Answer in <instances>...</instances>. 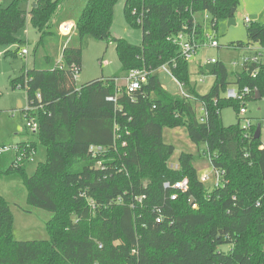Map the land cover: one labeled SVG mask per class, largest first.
<instances>
[{"label":"trees","instance_id":"trees-1","mask_svg":"<svg viewBox=\"0 0 264 264\" xmlns=\"http://www.w3.org/2000/svg\"><path fill=\"white\" fill-rule=\"evenodd\" d=\"M77 1L35 0L29 11L21 8L28 0L0 7V46L20 45L18 34L28 19L40 33L38 46L64 23L76 27L60 66L25 68L10 80L12 89L26 90L47 160L28 175L37 144L18 143V152L0 155V179L21 181L28 205L54 216L47 224L49 241H17L10 204L0 194V264H264L262 133L256 138L257 125L243 127L240 118L228 127L222 120L228 107L240 117L241 102L225 97L231 87L250 89L242 101L246 107L256 92L264 98V62L244 67L233 83L222 62L212 73L199 67L200 75L215 78L210 92L200 95L191 84L190 62L180 59L172 43L194 26L205 41L195 15L208 13L217 29L219 21L235 19L240 0H126L127 24L142 31L139 46L112 36L115 8L122 0H84L74 21L68 10ZM247 25L248 42L228 48H264V24ZM89 40L114 42L121 70L78 87L75 74L81 72ZM174 60L172 73L189 98L167 91L156 72ZM133 70L153 73L129 95L116 80ZM198 103L208 112L205 122L197 115ZM181 127L191 142L206 146L214 171L224 173L221 186L205 187L192 154L182 153L179 167H170L176 149L164 141V130ZM91 146L106 151L95 159ZM184 180L188 190L172 201L176 192L165 184ZM227 246L228 251L221 250Z\"/></svg>","mask_w":264,"mask_h":264},{"label":"rangeland","instance_id":"rangeland-1","mask_svg":"<svg viewBox=\"0 0 264 264\" xmlns=\"http://www.w3.org/2000/svg\"><path fill=\"white\" fill-rule=\"evenodd\" d=\"M13 0H0V7L7 8ZM29 1V0H28ZM126 0L120 1L116 8L112 26V36L124 39L128 43L139 46L142 42V31L130 27L124 17V5ZM69 8L70 17L75 21L85 5L84 0L73 3ZM21 8L29 11L32 5L22 3ZM195 22L204 29L206 37H216L219 48H208L202 43L198 56L190 61L191 84L195 86L200 95L210 92L215 78L212 75L202 76L199 67L206 60H216L225 64L229 81H235V74L241 73L244 68L242 59L249 52L246 49L228 48L233 43H247L248 26L245 19L252 23L264 24V0H240L239 7L235 13L234 23L229 20L218 22L217 29L213 28L211 16L202 12L195 15ZM74 36V35H73ZM40 33L31 25L28 19L25 27L19 32L18 38L22 41L20 45L0 46V145L18 144L22 142H35L37 150L32 161L28 165V175H33L39 164L47 160V151L40 144L36 133L26 128L28 121L33 119L29 114V104L26 90L22 88L12 89L10 80L19 77L22 71L27 70H53L60 65L62 50L70 37L63 36L60 31L44 38L41 45ZM69 40V41H68ZM75 46H78L75 43ZM19 49V50H18ZM27 50L28 55H22V50ZM18 51V52H17ZM16 53L7 55V53ZM121 70L115 43L112 41L89 40L83 50L82 69L78 74L77 86L88 84L98 79L112 78ZM164 88L174 95L180 94L179 86L165 72L160 73ZM121 86L122 82L119 83ZM256 99V97H255ZM248 114L244 118L239 117L233 107L222 111V120L226 127L236 125L238 118L241 119L243 127L248 125V120L254 125L261 126L262 141L264 142V98L247 103ZM195 109L198 117L203 115L201 104H196ZM246 118V119H245ZM164 141L175 147V154L170 160V167L177 169L179 157L182 153L194 156V167L199 178L208 175L210 180L205 187L212 190L215 182V171L209 157L206 155V146L195 145L188 137L186 128L165 129ZM0 194L9 202L14 217V236L17 241H49L47 224L53 218V213L32 207L27 203V189L21 181H7L0 179ZM222 251H228L229 247H222Z\"/></svg>","mask_w":264,"mask_h":264},{"label":"built area","instance_id":"built-area-1","mask_svg":"<svg viewBox=\"0 0 264 264\" xmlns=\"http://www.w3.org/2000/svg\"><path fill=\"white\" fill-rule=\"evenodd\" d=\"M245 22L247 24L251 23V21L248 18L245 19ZM75 29L76 27L74 23L66 22L60 27L59 31L63 36H67V38L70 37V40H71L72 36L75 34ZM186 30L187 31L180 33L179 35H177L176 37L172 39V43L175 46H177L179 49L180 59L188 61V62L192 61L196 56H198L200 49L202 47L201 46L202 43H204V46L208 48H219L220 47L219 41L216 37L209 36V37H206L205 41H201L199 39L198 29L196 28V26H194L192 29L186 28ZM245 49L249 52V54L245 55L244 58L242 59L241 65L243 68L250 64L260 65L261 63L264 62V48L263 47L259 45H251ZM21 54L28 55V51L24 49L21 51ZM216 63H217L216 60H209V61L207 60L205 62V66H207L208 64L215 65ZM176 66H177V63L174 60L171 63L163 65L156 72H159V73L165 72L179 86L180 88L179 95L183 98H189V95L186 93L183 84H181L174 77L172 73V68ZM152 73L153 72L147 71V70H133L129 73V75L126 78H123L122 80H116V82L118 84L122 82L123 83L122 86L126 88L127 94L130 95L135 91L141 90L143 86L148 83V78ZM78 74L79 73L76 70V74H75L76 81L78 80ZM254 75L256 76V73ZM250 94H251V91L249 88H244L242 91H240L236 87L230 88L226 93V96H225L226 99L241 102L242 107L240 108L239 113H240V117L242 118H244L248 114V108L244 106V103L242 101L246 96ZM37 98L41 99V96L38 94ZM109 100L116 101V99L114 98H109ZM202 108H203V111H202L203 115L199 117V119L201 122H205L208 117V112L204 106H202ZM33 110L34 108L32 109L29 107V114ZM251 123L252 122L248 120V125L245 127H248ZM26 128L29 131L38 134L39 123L37 119L33 118L31 121H28L26 124ZM262 148H264V144ZM18 150H19V147L17 144L12 145V144L5 143L4 145L3 144L0 145V155H5L12 151L18 152ZM105 151L106 149L101 146H91L89 148L90 155L95 159L101 157L105 153ZM34 156H35V153L33 152L30 162L32 161ZM98 166L102 167V162H100ZM223 174H224L223 172L215 171V182H214L215 187L221 186ZM201 180L203 183H208L210 178L208 175H206L203 178H201ZM188 185H189L188 180H184L176 184L166 183L165 188H168V189L171 188L172 190H174V192H176L171 195V200L175 201L178 198V195H179L178 192H186L188 190ZM143 200H145V197H142L141 199H139V202L141 203ZM161 222H162V218L158 217L157 223H161Z\"/></svg>","mask_w":264,"mask_h":264},{"label":"water","instance_id":"water-1","mask_svg":"<svg viewBox=\"0 0 264 264\" xmlns=\"http://www.w3.org/2000/svg\"><path fill=\"white\" fill-rule=\"evenodd\" d=\"M235 14V11H233V15ZM230 24L234 23V19H231L229 20ZM215 65L214 64H208L206 66V70L209 72V73H212L213 72V69H214ZM261 99V95L260 93L256 92V100H260ZM261 135V126L260 125H257V133H256V138H259ZM193 200L191 201V205H193Z\"/></svg>","mask_w":264,"mask_h":264},{"label":"crops","instance_id":"crops-1","mask_svg":"<svg viewBox=\"0 0 264 264\" xmlns=\"http://www.w3.org/2000/svg\"><path fill=\"white\" fill-rule=\"evenodd\" d=\"M34 2H35V0H29L26 4L33 5ZM246 19H247V18H246ZM196 23H197V22H196ZM67 45H68V42L65 44V47H66ZM65 47H64V48H65ZM206 61H207V60H206ZM206 61H205V62H206ZM203 65H204V63L201 64L200 67H204ZM231 88H233V87H231ZM178 95H179V94H178Z\"/></svg>","mask_w":264,"mask_h":264}]
</instances>
